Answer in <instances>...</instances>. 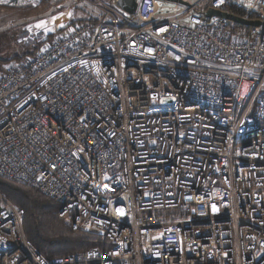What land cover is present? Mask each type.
Wrapping results in <instances>:
<instances>
[{
  "label": "built area",
  "instance_id": "2783aa9c",
  "mask_svg": "<svg viewBox=\"0 0 264 264\" xmlns=\"http://www.w3.org/2000/svg\"><path fill=\"white\" fill-rule=\"evenodd\" d=\"M76 1L0 73V177L108 247L44 258L0 192V264H264V0Z\"/></svg>",
  "mask_w": 264,
  "mask_h": 264
},
{
  "label": "rangeland",
  "instance_id": "374dc122",
  "mask_svg": "<svg viewBox=\"0 0 264 264\" xmlns=\"http://www.w3.org/2000/svg\"><path fill=\"white\" fill-rule=\"evenodd\" d=\"M99 11L76 0H0V73L15 69L79 21Z\"/></svg>",
  "mask_w": 264,
  "mask_h": 264
},
{
  "label": "trees",
  "instance_id": "16d2710c",
  "mask_svg": "<svg viewBox=\"0 0 264 264\" xmlns=\"http://www.w3.org/2000/svg\"><path fill=\"white\" fill-rule=\"evenodd\" d=\"M3 64L0 61V68ZM0 192L13 206L23 211L25 237L44 258L75 255L94 247H108V242L101 236L72 232L58 217V203L37 190L0 177Z\"/></svg>",
  "mask_w": 264,
  "mask_h": 264
},
{
  "label": "water",
  "instance_id": "95a60500",
  "mask_svg": "<svg viewBox=\"0 0 264 264\" xmlns=\"http://www.w3.org/2000/svg\"><path fill=\"white\" fill-rule=\"evenodd\" d=\"M118 6L125 12L129 14H133L136 8V2L135 0H119ZM206 16L207 17L217 16V17L225 18L239 25H247V26H254V27L259 26V22L243 21L235 16H230V15H227L217 10H208L206 12Z\"/></svg>",
  "mask_w": 264,
  "mask_h": 264
}]
</instances>
